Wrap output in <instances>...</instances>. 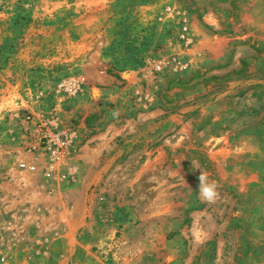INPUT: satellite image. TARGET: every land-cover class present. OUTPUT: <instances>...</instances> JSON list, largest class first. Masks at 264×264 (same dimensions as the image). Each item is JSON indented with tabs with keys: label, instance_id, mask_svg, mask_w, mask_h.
I'll return each instance as SVG.
<instances>
[{
	"label": "rangeland",
	"instance_id": "rangeland-1",
	"mask_svg": "<svg viewBox=\"0 0 264 264\" xmlns=\"http://www.w3.org/2000/svg\"><path fill=\"white\" fill-rule=\"evenodd\" d=\"M0 264H264V0H0Z\"/></svg>",
	"mask_w": 264,
	"mask_h": 264
},
{
	"label": "clouds",
	"instance_id": "clouds-1",
	"mask_svg": "<svg viewBox=\"0 0 264 264\" xmlns=\"http://www.w3.org/2000/svg\"><path fill=\"white\" fill-rule=\"evenodd\" d=\"M199 186L198 194L199 198L208 204H213L216 202L217 198L220 196L219 184L215 180H209L208 174L201 170L198 177Z\"/></svg>",
	"mask_w": 264,
	"mask_h": 264
},
{
	"label": "built area",
	"instance_id": "built-area-1",
	"mask_svg": "<svg viewBox=\"0 0 264 264\" xmlns=\"http://www.w3.org/2000/svg\"><path fill=\"white\" fill-rule=\"evenodd\" d=\"M57 145L61 146V148H65V149H68L71 142L69 140V138L66 137V140L65 141H62V142H59L58 140H56L55 142Z\"/></svg>",
	"mask_w": 264,
	"mask_h": 264
}]
</instances>
